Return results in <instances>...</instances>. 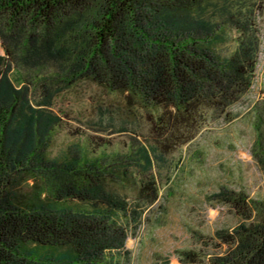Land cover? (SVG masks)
Returning <instances> with one entry per match:
<instances>
[{
    "label": "trees",
    "instance_id": "trees-1",
    "mask_svg": "<svg viewBox=\"0 0 264 264\" xmlns=\"http://www.w3.org/2000/svg\"><path fill=\"white\" fill-rule=\"evenodd\" d=\"M263 7L264 0H0V264H130L124 239L158 196L153 158L249 89ZM81 82L118 96L125 113L149 114L148 132L122 149L89 135L55 147L62 117L52 100ZM254 157L264 174V146ZM211 196L236 222L193 232L177 264H264V200L225 186ZM156 264H169L168 256Z\"/></svg>",
    "mask_w": 264,
    "mask_h": 264
},
{
    "label": "rangeland",
    "instance_id": "rangeland-1",
    "mask_svg": "<svg viewBox=\"0 0 264 264\" xmlns=\"http://www.w3.org/2000/svg\"><path fill=\"white\" fill-rule=\"evenodd\" d=\"M255 24L258 50L249 89L191 139L161 158H153L151 173L158 196L145 207L134 232L124 239L130 264H156L164 255L169 264H177L175 253L194 244L193 232L210 235L218 227L232 226L235 215L211 196L221 186L264 200V174L254 157L264 146V7ZM0 55H4L1 41ZM120 107L118 96L87 82L63 90L51 105L62 117L52 130L54 146L89 135L122 149L131 135L142 139L150 115L125 113ZM124 191L128 198L133 197V190Z\"/></svg>",
    "mask_w": 264,
    "mask_h": 264
}]
</instances>
